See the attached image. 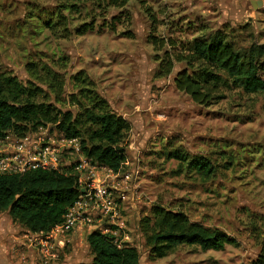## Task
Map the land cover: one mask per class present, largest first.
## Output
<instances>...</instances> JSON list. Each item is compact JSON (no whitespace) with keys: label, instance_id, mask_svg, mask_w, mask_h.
<instances>
[{"label":"rangeland","instance_id":"1","mask_svg":"<svg viewBox=\"0 0 264 264\" xmlns=\"http://www.w3.org/2000/svg\"><path fill=\"white\" fill-rule=\"evenodd\" d=\"M70 1L0 0V76L37 87L35 101L72 113L84 135L93 126L82 114L99 97L101 106L127 122L126 159L114 172L88 159L81 146L66 151L72 173L84 159L97 172L96 182L82 184L84 192L101 184L104 196L84 193V204L93 202L82 209L89 219L65 231L32 232L0 209V264L89 262L94 229L136 247L140 264H250L264 237V92H246L219 71L220 80L205 88L200 101L179 88L177 77L200 68L185 49L195 37L222 29L239 48L264 44V3L255 8L251 0H237V6L129 0L117 7L108 0H82L75 12ZM65 4L68 28H52L49 15ZM92 22L93 30H74ZM55 126L46 120L23 133L7 130L0 148L12 149L25 138L56 141ZM177 153L209 158L214 172H193ZM159 209L181 212L236 241L222 250L183 244L153 256L148 236Z\"/></svg>","mask_w":264,"mask_h":264},{"label":"trees","instance_id":"2","mask_svg":"<svg viewBox=\"0 0 264 264\" xmlns=\"http://www.w3.org/2000/svg\"><path fill=\"white\" fill-rule=\"evenodd\" d=\"M82 0H71L70 8L75 12ZM129 0H108L117 7H124ZM101 6V5H100ZM65 10V11H64ZM67 5L49 15L48 25L52 28L65 26L64 13ZM62 14V15H61ZM81 24L75 27L76 33L83 34L95 29V22L89 27ZM69 31V29H66ZM69 34V32H67ZM185 49L190 59L198 62L200 68L187 74L179 72V88L191 93L196 100H203L205 88L220 80L224 72L246 92H264V44H252L249 48H239L228 39L227 33L217 29L208 36L195 37L187 41ZM39 89L24 85L14 76H0V138L7 130L25 132L29 126H38L41 121H55L58 138H78L81 149L88 159H94L114 172L119 171L126 159L122 146L127 122L122 117L101 106L99 97H92L93 108H86L82 116L93 127L83 134L77 120L70 112H55L45 103H37L35 97ZM101 106L100 110L94 107ZM185 161L188 168L201 176L214 172L211 160L204 156L174 155ZM82 186L74 173L58 169L37 168L24 174L0 173V209L9 214L30 231L49 232L56 224L64 220L69 208L82 195ZM235 239L219 229L190 222L181 212L158 210L156 228L148 236L151 253L164 257L179 245H199L202 249L222 250ZM88 242L94 254L89 262L78 264H140V255L136 247L130 244L120 245L111 233L100 229L92 230ZM250 264H264V237L258 256Z\"/></svg>","mask_w":264,"mask_h":264},{"label":"built area","instance_id":"3","mask_svg":"<svg viewBox=\"0 0 264 264\" xmlns=\"http://www.w3.org/2000/svg\"><path fill=\"white\" fill-rule=\"evenodd\" d=\"M10 148H0V173L24 174L37 168L58 169L63 172H68L70 168L64 162L66 158L65 153L70 149L80 150V141L78 138H57L56 141L43 143L25 138L12 149ZM73 169L78 172L76 175L82 187V184L84 182L86 183L87 179H92L93 182H96L97 172L90 166L87 159L75 162ZM100 185L93 184V193L92 191L89 193L85 191L82 195L86 193L87 197L93 195L94 198L100 199L104 196V188ZM80 198L69 208L64 220L56 224L52 230H70L74 227L76 221L89 219V217L83 215L85 210L82 209L87 203L93 202L90 201L84 204Z\"/></svg>","mask_w":264,"mask_h":264},{"label":"crops","instance_id":"4","mask_svg":"<svg viewBox=\"0 0 264 264\" xmlns=\"http://www.w3.org/2000/svg\"><path fill=\"white\" fill-rule=\"evenodd\" d=\"M209 1L212 2V3H218V2H220L221 4H226V3L231 2V4H234L233 6H237L238 3H239V1H237V0H209ZM252 1H254V0H251L250 1L251 4H252ZM263 3H264V1H263Z\"/></svg>","mask_w":264,"mask_h":264},{"label":"water","instance_id":"5","mask_svg":"<svg viewBox=\"0 0 264 264\" xmlns=\"http://www.w3.org/2000/svg\"><path fill=\"white\" fill-rule=\"evenodd\" d=\"M252 5H253L255 8H258V6L263 5V1H262V0L252 1ZM82 192H84L83 189H82Z\"/></svg>","mask_w":264,"mask_h":264}]
</instances>
